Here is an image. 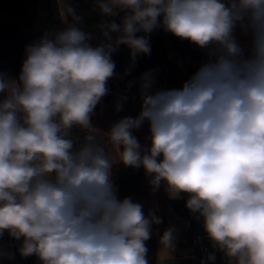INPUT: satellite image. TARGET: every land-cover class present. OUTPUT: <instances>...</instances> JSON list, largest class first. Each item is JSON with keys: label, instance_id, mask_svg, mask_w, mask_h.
I'll return each instance as SVG.
<instances>
[{"label": "clouds", "instance_id": "9594fccd", "mask_svg": "<svg viewBox=\"0 0 264 264\" xmlns=\"http://www.w3.org/2000/svg\"><path fill=\"white\" fill-rule=\"evenodd\" d=\"M56 3L65 26L26 47L17 78L0 73V238L40 264H149L146 241L162 219L118 198L123 165L142 167L153 192L163 182L170 199L186 195L226 264H264V0H94L96 45L69 0ZM160 28L206 50L207 62L179 89L153 91L155 72H145L138 115L98 135L92 116L116 75L112 54L125 45L133 63L150 55ZM145 123L142 145L133 133ZM175 231L160 238L168 251Z\"/></svg>", "mask_w": 264, "mask_h": 264}, {"label": "trees", "instance_id": "16d2710c", "mask_svg": "<svg viewBox=\"0 0 264 264\" xmlns=\"http://www.w3.org/2000/svg\"><path fill=\"white\" fill-rule=\"evenodd\" d=\"M69 2L83 16L82 26L84 29L96 35L97 38L91 43L93 45L100 43L102 38L98 25L103 17L95 8L94 0H69ZM68 20L69 18L58 11L56 0H0V73L17 78L26 57V47L37 42L46 32L64 27ZM138 35H143V33ZM149 40L150 55L139 54L135 59L144 68L153 67L158 71H164L169 65L167 51L172 49L181 50L187 57L189 61L187 72L179 69L173 70L175 89L181 88L183 83L208 60L206 50L198 48L187 40L181 41L162 28L150 33ZM112 59L116 64V75L109 82L113 88L120 91V95L110 104L101 105L95 109L92 123L101 131H107L112 124L123 117L135 118L141 109L142 101L133 105L131 103V89L123 86L125 80L134 79L138 75V70L133 67L135 62L133 63L130 58L128 47L120 45L117 51L112 54ZM123 96H126L127 100L123 103V110L117 112L115 105ZM133 134L142 145H146L147 140L145 138L150 134L148 124L145 123ZM113 179L118 189V198L122 200L134 194L138 203L143 206L145 215L149 211L157 215L153 200L155 196L162 223L153 226H158L161 233L170 226L176 229L181 225L179 216L184 212L183 201L179 198L170 199L165 192L163 182L153 195L148 177L142 167L137 169L117 165ZM9 239L12 238L5 233L0 238V246ZM158 239L156 236H151L146 241L149 264H159Z\"/></svg>", "mask_w": 264, "mask_h": 264}, {"label": "built area", "instance_id": "2783aa9c", "mask_svg": "<svg viewBox=\"0 0 264 264\" xmlns=\"http://www.w3.org/2000/svg\"><path fill=\"white\" fill-rule=\"evenodd\" d=\"M236 37L240 44L245 47L247 50L248 46V37L241 35L240 30L237 29ZM167 57L169 61V65L164 71H158L153 67L144 68L139 63L135 61L133 67L138 70V75L134 79L125 80L123 82L124 87H128L131 89V103L133 105L141 102L140 98V78L145 72L154 71L155 72V83L153 85V91L160 89H174L175 83L173 79V70L179 69L183 72H187L189 61L187 57L183 54L181 50L172 49L167 51ZM109 88V94L102 98L101 102L96 106L107 105L111 102L115 101L119 95L120 91L113 88L111 83L108 81L107 84ZM95 108V109H96ZM98 135H103V132L97 130ZM79 135H83V133H78ZM181 219V225L179 226L182 231V243L192 244L197 250V260L198 264H213L212 261L208 260V256L210 254L215 255L214 264H225L221 261L219 251L215 249L209 239L207 238L206 233L202 227V220L198 218V214L191 213L188 209L184 210L183 214L179 216ZM161 230L158 226H152L151 236L160 237ZM20 246L19 241H15L13 239H9L0 246V252L5 254H14V259H8L7 256H0V264H40L37 257H22L18 248Z\"/></svg>", "mask_w": 264, "mask_h": 264}, {"label": "crops", "instance_id": "0c3cea01", "mask_svg": "<svg viewBox=\"0 0 264 264\" xmlns=\"http://www.w3.org/2000/svg\"><path fill=\"white\" fill-rule=\"evenodd\" d=\"M7 77L13 78V79L16 78L14 76H7ZM2 98H3V94H0V99H2ZM149 179L150 178L148 177V180ZM150 187H151V185H150ZM165 188H166V186H165ZM151 191L153 192L152 187H151ZM165 192H166V190H165ZM166 194H167V192H166ZM153 195H154V192H153ZM167 196H168V194H167ZM129 197L133 200V202L138 203V199L134 194L129 196ZM179 199H181L183 201L184 210H186L187 208L185 206V203L187 200V196L182 194V196ZM153 200L155 203V207L157 209V215L159 216V210H158V205H157V201H156L155 196L153 197ZM162 234L163 233L160 234V237L158 239L159 264H198V260H197L198 254H197L196 248L190 243L184 244L181 242L182 241V231L180 230L179 227L176 228V231L174 233V235L176 237L175 241H174V244H175L174 250L168 251L167 249H165L161 245L160 238H161ZM219 255H220L221 261L226 264V260H225V257L223 256V253H221L219 251Z\"/></svg>", "mask_w": 264, "mask_h": 264}, {"label": "rangeland", "instance_id": "374dc122", "mask_svg": "<svg viewBox=\"0 0 264 264\" xmlns=\"http://www.w3.org/2000/svg\"><path fill=\"white\" fill-rule=\"evenodd\" d=\"M98 130V129H97ZM99 131H101V130H99ZM101 132H103L104 133V131H101Z\"/></svg>", "mask_w": 264, "mask_h": 264}]
</instances>
